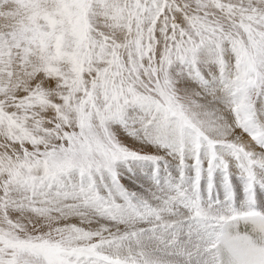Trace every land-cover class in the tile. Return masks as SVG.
Instances as JSON below:
<instances>
[{"label":"snow or ice","instance_id":"6c2138e0","mask_svg":"<svg viewBox=\"0 0 264 264\" xmlns=\"http://www.w3.org/2000/svg\"><path fill=\"white\" fill-rule=\"evenodd\" d=\"M0 264H264V0H0Z\"/></svg>","mask_w":264,"mask_h":264}]
</instances>
